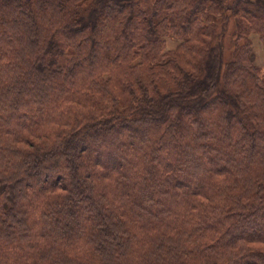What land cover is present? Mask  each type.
I'll return each mask as SVG.
<instances>
[{
    "label": "trees",
    "instance_id": "trees-1",
    "mask_svg": "<svg viewBox=\"0 0 264 264\" xmlns=\"http://www.w3.org/2000/svg\"><path fill=\"white\" fill-rule=\"evenodd\" d=\"M252 34L264 0H0V264H264Z\"/></svg>",
    "mask_w": 264,
    "mask_h": 264
},
{
    "label": "rangeland",
    "instance_id": "rangeland-1",
    "mask_svg": "<svg viewBox=\"0 0 264 264\" xmlns=\"http://www.w3.org/2000/svg\"><path fill=\"white\" fill-rule=\"evenodd\" d=\"M252 50L255 55V65L259 68L260 75L264 76V49L262 43L258 39V36L252 34L250 36ZM179 44L178 40L172 39L168 36L165 37V50H173Z\"/></svg>",
    "mask_w": 264,
    "mask_h": 264
}]
</instances>
